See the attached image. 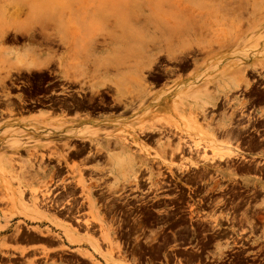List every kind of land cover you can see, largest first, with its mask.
<instances>
[{
  "label": "flooded vegetation",
  "instance_id": "flooded-vegetation-1",
  "mask_svg": "<svg viewBox=\"0 0 264 264\" xmlns=\"http://www.w3.org/2000/svg\"><path fill=\"white\" fill-rule=\"evenodd\" d=\"M81 50L89 56L73 53ZM118 50L0 48V134L39 141L17 149L22 194L0 197L47 199L45 213L63 220L0 228V264H109L94 242L119 247L131 264H264V118L250 115L264 104L263 85L233 95L244 105L231 126L216 127L229 100L198 110L207 131L229 141L194 143L177 118L189 112L173 108L191 58L153 64L144 79L108 80L116 55L107 52Z\"/></svg>",
  "mask_w": 264,
  "mask_h": 264
},
{
  "label": "rangeland",
  "instance_id": "rangeland-1",
  "mask_svg": "<svg viewBox=\"0 0 264 264\" xmlns=\"http://www.w3.org/2000/svg\"><path fill=\"white\" fill-rule=\"evenodd\" d=\"M160 1L167 0H0V31L5 30L3 39L0 41V48L18 45L86 50L119 48L121 50L107 52V54L114 53L116 57L119 53L140 52L149 48L154 50L155 46L181 51L183 53L179 55V58L188 54L190 58L194 57L196 62L184 78L180 75L177 77L179 81L186 79L185 89L179 96L182 112H189L188 115L180 114L177 117L180 127L194 143L226 144L229 140H217L214 134L207 131L209 128H206L207 125L203 120L200 122L196 119L197 125L200 126L197 128L189 123V118L195 116L201 100L207 98L214 103L215 98H224L229 100L231 114L229 119L218 121L216 127L220 129L231 126L234 121L231 115L241 108L238 97L233 96L241 88L234 89L232 78L239 76L242 71L250 81L247 90L257 83L264 88V68H260V65L264 63L262 0H201L204 5L196 4V0H169L171 5L169 8L165 3L159 7ZM200 12L203 15L197 16ZM44 19H46V25L40 31L37 23ZM31 23V30L26 31L25 29ZM49 23L51 26L48 25ZM33 36L38 39L37 43L33 40ZM19 41L22 44H19ZM73 53L88 57L90 52L81 50L73 51ZM164 57L166 58L164 53L157 54L155 64L157 66L162 63L169 64ZM111 65L112 63H107V66ZM84 69L79 67V72ZM148 71L143 70L141 74ZM256 74L260 75V78L253 82L252 79L257 78ZM226 84H229V90L224 87ZM205 90L210 94L200 95ZM207 106L206 109H208ZM256 107L259 108L257 113L251 112L250 115L264 118V104L260 103ZM173 126L181 131L175 122ZM78 134L85 136L90 132L85 129ZM23 145H26L27 149H35L39 141L35 136L26 133L3 132L0 134V178L4 181L0 187L1 195L22 194L24 190L13 173L14 160L20 158L17 156V149ZM31 152L27 150L29 156L32 155ZM16 165L20 169L23 168L20 163ZM65 201L71 202V200ZM61 205L66 204L61 202ZM45 207H49L47 199L0 197V228L12 221L17 223L21 221L32 223L36 220L63 222L56 216L45 213L46 211L43 210ZM92 218L94 219V216ZM66 233L71 242L78 241L71 237V232ZM84 239L87 242L92 241L89 236H85ZM91 246L106 263L131 264L120 256L121 252L117 246L111 245L106 251H102L96 242ZM78 251L83 255H91L87 249H78ZM94 262L100 264L96 260Z\"/></svg>",
  "mask_w": 264,
  "mask_h": 264
},
{
  "label": "bare ground",
  "instance_id": "bare-ground-1",
  "mask_svg": "<svg viewBox=\"0 0 264 264\" xmlns=\"http://www.w3.org/2000/svg\"><path fill=\"white\" fill-rule=\"evenodd\" d=\"M196 4H199V5H204L202 4V1L201 0H196L195 1ZM166 4V6L169 8V5L170 2L169 0L167 1H160L158 3V6L161 7L163 4ZM251 3V2H250ZM249 3V4H250ZM258 3V2H257ZM262 3L264 5V0H262ZM42 5V4H41ZM262 5V6H263ZM246 6V5H245ZM259 9V8H258ZM252 10V9H251ZM255 11V9L253 10ZM169 14V13H168ZM262 14V13H261ZM60 15V14H59ZM173 15V13H172ZM203 13L200 12L197 14V16H202ZM263 15H264V11H263ZM53 16V15H52ZM263 18V17H262ZM45 20H40L37 24L38 26L40 27V31H42L44 28H45ZM48 25L51 26V24L49 23ZM53 25V23H52ZM32 26V23L30 26H28L25 30L26 31H30L31 30V27ZM37 28V27H36ZM39 29V28H38ZM33 31V30H32ZM1 34H0V41L3 39V35H4V32L5 30L4 29H1ZM23 32V31H22ZM44 32V31H43ZM41 33V32H39ZM45 33V32H44ZM53 35V34H52ZM50 40V39H49ZM49 40H46L47 42ZM45 41V40H44ZM205 47V46H204ZM200 49V48H199ZM203 49V48H202ZM188 50V49H186ZM201 50V49H200ZM199 50V51H200ZM191 51V50H190ZM159 53H164L166 58L168 60H182L184 58L181 59V57L179 58V55L182 54L183 52L181 51H176V50H173V49H162L160 46H155L154 47V50H152L151 48L147 49V50H143V51H140V52H136V51H133V52H125V53H119L117 54V57H116V62H114V64H112L110 66V68H113L115 70V74L113 76H109V79L108 80H111V79H117V80H135V79H144V76L141 74L143 70H150L152 68V65L155 64V62L157 63V58H156V55L159 54ZM200 53V52H199ZM186 54V53H184ZM162 55V54H161ZM203 55V54H202ZM119 56V57H118ZM185 57H189V55L187 54ZM264 57V56H263ZM165 58V57H164ZM165 58V60H166ZM178 60V61H180ZM191 61L192 63L194 64L196 62V59L194 57H191ZM111 63V62H110ZM169 66V65H168ZM107 68V67H106ZM260 68H264V63L260 65ZM17 70V68H15ZM109 69V67H108ZM8 71V70H7ZM109 72V71H108ZM8 74V72H6ZM5 73V74H6ZM245 72H240L239 76L237 77H234L232 78L234 81V89H239V88H247L250 84V81L249 79L245 76ZM8 76V75H7ZM4 77V76H3ZM9 77V76H8ZM5 78V77H4ZM1 79V78H0ZM4 81V80H3ZM2 81V82H3ZM145 81V80H144ZM107 83V82H106ZM105 83V84H106ZM3 84V83H2ZM102 84H104L102 82ZM224 87L229 90V84H226L224 85ZM117 91V90H116ZM200 94V93H199ZM204 95V96H208L210 94L209 91L205 90L203 93H201L200 95ZM226 96V94H224ZM120 101V100H119ZM124 101V100H123ZM212 102V101H211ZM209 99H204V100H201V104H200V107L198 108V110L200 111H203L206 106L211 103ZM244 102L241 101V106L244 105L243 104ZM121 105V104H120ZM211 105H213V103H211ZM181 106V102H177V104H175L173 106L174 109H176L177 107ZM197 113V112H196ZM201 113V112H200ZM203 115V114H202ZM189 123H192L194 124L195 126H197V128H200L199 125H197L196 123V117L195 116H191L189 118ZM187 125V124H186ZM185 125V126H186ZM188 129V127H186ZM168 139V138H167ZM169 140V139H168ZM184 141V140H183ZM196 146V144H195ZM195 149V148H194ZM178 150V149H177ZM176 150V151H177ZM190 151V150H189ZM215 154H220V153H228L227 151H222V152H218L217 150L214 151ZM30 217V216H29ZM74 240V239H73ZM72 241V240H70Z\"/></svg>",
  "mask_w": 264,
  "mask_h": 264
}]
</instances>
